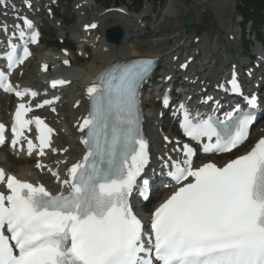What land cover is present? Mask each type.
Masks as SVG:
<instances>
[{
  "label": "snow or ice",
  "instance_id": "6c2138e0",
  "mask_svg": "<svg viewBox=\"0 0 264 264\" xmlns=\"http://www.w3.org/2000/svg\"><path fill=\"white\" fill-rule=\"evenodd\" d=\"M0 3L6 6V0ZM17 18L34 29L27 17ZM14 27L25 42L20 56L19 46L8 41L10 69L32 54L27 45L39 38L33 30L25 39L21 25ZM0 31H8L7 25ZM153 67V60H139L105 71L88 87L92 106L80 125L86 154L67 169L68 178L61 181L59 172L53 173L62 189H69L67 194L6 175L0 168V184L7 189L0 191V264H264V138L223 164L194 166L196 149L183 145V159L169 158V176L179 187L152 214L148 230L133 210L131 196L150 163L138 89ZM68 83L53 80L52 87ZM229 83L232 91H241L235 74ZM0 87L21 99L29 93L37 96L15 88L3 71ZM163 103L169 104L168 96ZM249 103L255 105L256 98ZM32 110L18 105L11 143L23 150L26 141L29 155L36 151L44 156L54 129L39 116L26 119ZM254 120L251 114L229 113L225 121L209 117L194 123L185 109L182 128L193 140L207 138L205 153H228L247 140ZM32 124L39 133L38 145L24 135ZM5 132L0 124V145ZM36 167L43 170L47 165L38 162Z\"/></svg>",
  "mask_w": 264,
  "mask_h": 264
},
{
  "label": "bare ground",
  "instance_id": "6f19581e",
  "mask_svg": "<svg viewBox=\"0 0 264 264\" xmlns=\"http://www.w3.org/2000/svg\"><path fill=\"white\" fill-rule=\"evenodd\" d=\"M92 1L93 0H76L75 1V8L78 7L77 15L78 17L83 20V17L85 15L86 10H88L90 7H92ZM200 1V0H199ZM223 2H219V5L214 3L213 7L215 10H218L221 12H224L226 9L227 11L224 12V14H232L233 10H230V7L232 6V9L235 7L236 0H226V4H222ZM183 0H168L167 4L165 6V10L163 15L156 20L154 23V38L151 40V42H141L140 38H138L137 33L134 31L135 26L131 25L130 22L127 20L126 22H122V17H119L118 15L112 16L111 14H98L97 20L101 23V29L104 31V29L107 28V26L110 24V22L115 20V24L117 26H120L124 30V42L120 46H116L113 44H109L105 41L104 34L103 35H97L95 33L93 36L88 37L87 34L85 36H80L81 44L82 46H85L87 44H91L93 47V50L96 51L95 58L90 61L89 63L83 65L80 67V73H79V79L76 80L77 82H74L72 93L69 97V100L65 102V109L68 112V118L72 121L75 125V121L77 118L84 115L85 112V101L84 96L81 94V86L86 82L89 81L91 78L95 77V73L103 69L106 65L117 61V60H128L135 57H162L166 60L168 68H161L163 73L165 75L159 76L162 78H165V76H168L169 73H167L168 70L172 69L174 67V60L179 55H184L185 51H188L189 48V42L193 41L197 36H194L192 34V31L189 29H186L185 27L178 25V18L181 15L189 14L190 12H194L196 15V22H199L200 16L202 15V11L200 7L202 6L200 2L196 1L193 4H183ZM204 4V3H203ZM13 9H16L19 11L21 9L20 2L15 1L13 5H11ZM226 6V9H222V7ZM229 7V8H228ZM101 11V10H100ZM13 13V11H12ZM99 13V12H97ZM181 13V14H180ZM204 13V12H203ZM6 15L0 14V19L2 17H5ZM226 17V16H225ZM227 21V18L225 19ZM36 22L40 24L37 20ZM223 22V21H222ZM163 23H172V26L169 27L171 30H174L173 32L177 35H175L171 40L167 38L164 34L160 36V32L158 31L161 29ZM225 24V22H223ZM92 22L86 23L85 21H82V26L86 25L88 28L89 25H91ZM178 25L176 28L175 26ZM222 25V24H221ZM230 23L226 24V26H229ZM56 28L59 29V26L55 24ZM225 28V25L222 26ZM176 29V31H175ZM102 31V32H103ZM77 32V31H76ZM171 32V31H170ZM63 34H61L62 36ZM79 40V38H77ZM203 40L206 43V36L203 37ZM203 41V42H204ZM213 45V41H210L204 45V49H209L210 46ZM170 52H174L173 55H168ZM224 59V57H222ZM227 59V57H226ZM45 61H47L50 65V59L48 57L45 58ZM210 64V63H209ZM223 64L225 65L222 67V69L227 68V66H233L234 64L228 60L223 61ZM172 67V68H171ZM40 69V63L38 65V69L33 70V73L31 75L23 76L21 79V82L24 84H30V85H36L40 84L41 78L38 77V71ZM224 73L216 74V73H206L205 76V82L212 83L216 80L217 77H222ZM155 100V97L152 96L150 93L145 94L144 99V106L146 111V130L148 133V137L151 140V143L153 144V147L156 148L155 144L159 140L158 138V130L160 125L156 124L157 120L156 118V111L158 109V106L153 102ZM6 104L4 102H0V120L5 117L3 115V111L5 110ZM156 113V114H155ZM64 116L60 115L58 118L52 119V122L56 125L58 132H59V138L57 141V145L60 146L62 150L67 149L66 155L61 158V160L69 159L70 162L73 161V159L76 157V152L78 151L77 143H76V135L74 134V131L72 129V126L67 127L64 124ZM58 122V123H57ZM260 128H264V124L260 126ZM76 130H78V127H75ZM257 137L262 136L257 132ZM264 134V133H263ZM4 156V155H3ZM1 157V156H0ZM8 162L5 166L8 171L16 173L19 175L21 179L24 180H31V181H42L46 184H48L50 187L54 188L55 185L52 183V180L46 176V175H39L32 165H30V160L23 155H12L9 154L7 161Z\"/></svg>",
  "mask_w": 264,
  "mask_h": 264
},
{
  "label": "rangeland",
  "instance_id": "374dc122",
  "mask_svg": "<svg viewBox=\"0 0 264 264\" xmlns=\"http://www.w3.org/2000/svg\"><path fill=\"white\" fill-rule=\"evenodd\" d=\"M68 1L69 0H61V9H60V12H66V11H69V12H71V13H69V15H70V17H73V16H75V23L74 24H72V28H73V30H75V31H71L70 30V28H69V26H67L66 27V29L64 30V33H66V32H70V36H68L67 37V40H68V42L70 43V41L72 40V34H71V32H73L74 34H78V32H76V31H79L80 30V26L78 25V23H77V19H78V17H77V14L74 12V10L72 9H70L69 7H68V5H67V3H68ZM70 2H72V3H75V0H71ZM184 2V1H183ZM182 2V3H183ZM198 2H200L201 3V7H200V9H201V11H202V13L201 14H204L205 13V6H207V4L206 3H204L205 2V0H201V1H198ZM195 3V2H194ZM204 3V4H203ZM214 3H216V4H218L219 5V2H214ZM213 3V4H214ZM183 4H193V2H190V1H188L187 3H183ZM213 4H212V8L214 9V7H213ZM236 5V4H235ZM72 7H73V4L71 5ZM105 7H108V5L105 3V2H102V1H100V3L99 4H97V6H93L91 9H89V11H86V16H87V18H91V17H94L96 14H97V12H99L100 10H103V9H105ZM222 9H226V6H224V7H222ZM215 10V9H214ZM230 10H233L232 12V14H230L229 16H228V14L226 13V14H224V12H222V15L224 14V21L223 22H225V24L224 23H221L222 24V26H224L225 25V28L224 27H222L223 29H225V30H227V29H230V27H231V25H232V29H230L231 30V32H233V34H234V32L235 31H239L238 29H237V27L235 28V27H233V23L232 22H230V20H231V18H233V16H234V14H235V7L232 9V6L230 7ZM204 12V13H203ZM181 14V13H180ZM182 16V15H181ZM181 16H179V18L181 17ZM226 16V17H225ZM178 18V20L177 21H179L178 22V25H181L182 26V24H181V20ZM183 18H184V16H183ZM227 18V21L225 20ZM217 20H220V18L216 15V13L211 9L207 14H206V16H203L202 17V22H203V24H204V26L203 27H208L209 29H210V31H211V33L209 34V37H211V38H207V36H206V43H208V42H210V41H213V45L212 46H210L209 47V49L210 48H212L214 45H215V40L214 39H212V38H214L213 37V32H215V31H218L219 29H220V27H219V22H217ZM228 21H229V23H231V25H229V26H226V24L228 23ZM68 22V21H67ZM115 22V20L113 21V23ZM112 23V24H113ZM178 25H176L175 26V28L178 26ZM151 26H152V24H151ZM154 26V25H153ZM152 26V27H153ZM172 26V23H163L162 24V27H161V29H159L158 31L161 33L160 34V36L161 35H165V36H169V37H171V38H173L175 35H177L176 34V32L174 33L173 31L174 30H171L169 27H171ZM149 30H147L146 32H147V34H145L144 35V37H143V39L141 38V42H151V40H153V39H151L150 41L148 40L149 38H151V34H150V32H148ZM171 31V32H170ZM175 31H176V29H175ZM153 32V31H152ZM151 32V33H152ZM44 33H45V39L47 40V41H55V39L59 36V32L58 31H55V30H51L50 29V27H48V26H46V28H45V30H44ZM141 33H143L144 34V31L143 32H141ZM154 33H152V38H154ZM224 37H225V34H224ZM52 38V39H51ZM139 38V37H138ZM203 43H205V42H203ZM205 43V44H206ZM219 47H223L222 45H219ZM208 49H206L205 50V52L207 51ZM94 52H95V56H96V51L94 50ZM39 56H40V54H39ZM224 57V56H223ZM226 57H227V59H226ZM226 57H224V59H223V61H226V60H228V61H231V59H230V57H228V56H226ZM46 58V57H45ZM89 63V62H88ZM233 63V62H232ZM211 64V63H210ZM234 64V63H233ZM83 65H85V64H82V65H80V66H78L77 68H75L74 69V71L76 72L75 73V76H76V79L78 80L79 79V73H80V67H82ZM222 67H224L225 65L223 64V62H222ZM32 67H33V64L31 65V67L29 68V74L28 75H31L32 73H33V71H32ZM219 69H217V71L216 72H213V73H216V74H220V73H224L225 71H226V68L225 69H220L219 71H218ZM79 76V77H78ZM65 113H67L68 114V112L67 111H65ZM58 123V122H57ZM68 127L70 126V123H68V125H67ZM4 154H1L0 156H1V158L2 157H4L3 156ZM6 165V164H5ZM30 165H31V163H30Z\"/></svg>",
  "mask_w": 264,
  "mask_h": 264
},
{
  "label": "water",
  "instance_id": "95a60500",
  "mask_svg": "<svg viewBox=\"0 0 264 264\" xmlns=\"http://www.w3.org/2000/svg\"><path fill=\"white\" fill-rule=\"evenodd\" d=\"M185 24L188 25V26H193L194 25L193 15H189L186 18ZM193 30L195 32L197 31L196 28L193 29ZM122 37H123V32L119 28H111L110 30L107 31V40L109 42H113V43L119 45Z\"/></svg>",
  "mask_w": 264,
  "mask_h": 264
},
{
  "label": "trees",
  "instance_id": "16d2710c",
  "mask_svg": "<svg viewBox=\"0 0 264 264\" xmlns=\"http://www.w3.org/2000/svg\"><path fill=\"white\" fill-rule=\"evenodd\" d=\"M247 5H251V6H256V5H260L261 4V0H243ZM244 16L246 18V20L250 19V9L248 8L247 10H245L244 12Z\"/></svg>",
  "mask_w": 264,
  "mask_h": 264
}]
</instances>
